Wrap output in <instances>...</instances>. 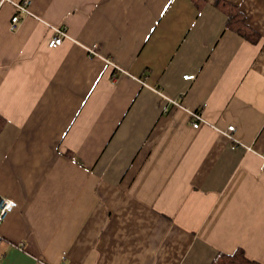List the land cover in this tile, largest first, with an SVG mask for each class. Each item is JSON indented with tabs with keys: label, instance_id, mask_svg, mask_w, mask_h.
Wrapping results in <instances>:
<instances>
[{
	"label": "crops",
	"instance_id": "obj_1",
	"mask_svg": "<svg viewBox=\"0 0 264 264\" xmlns=\"http://www.w3.org/2000/svg\"><path fill=\"white\" fill-rule=\"evenodd\" d=\"M21 1L0 0V264H264V0H30L11 30Z\"/></svg>",
	"mask_w": 264,
	"mask_h": 264
},
{
	"label": "built area",
	"instance_id": "obj_2",
	"mask_svg": "<svg viewBox=\"0 0 264 264\" xmlns=\"http://www.w3.org/2000/svg\"><path fill=\"white\" fill-rule=\"evenodd\" d=\"M2 1H6V0H2ZM29 5H30V0H22L21 2L15 3V8H16L17 13L11 19V23H10L11 30L17 29L18 24L21 21V14L30 13ZM67 37H68V34H67L66 29L64 27L63 28L57 27L54 29V36L48 42V46L50 48H56L60 46L63 40ZM91 52L93 53V50H91ZM194 78H195V75L185 76V79L187 80L194 79ZM174 103H177V102L174 101ZM192 117L194 118L192 126L195 129H198L202 124H204V119H202V116L200 113H193ZM229 131H234V126L229 127ZM16 207H17V203L14 200L8 197H0V223Z\"/></svg>",
	"mask_w": 264,
	"mask_h": 264
},
{
	"label": "trees",
	"instance_id": "obj_3",
	"mask_svg": "<svg viewBox=\"0 0 264 264\" xmlns=\"http://www.w3.org/2000/svg\"><path fill=\"white\" fill-rule=\"evenodd\" d=\"M224 10L228 15L227 26L232 29L243 38L249 40L252 43H256L260 40V35L251 29L247 23L245 17L235 8L226 4H223ZM5 119L0 116V131L5 125ZM218 264H258L256 262L249 261L245 258L244 253L240 251L234 256L226 257L224 262L220 261Z\"/></svg>",
	"mask_w": 264,
	"mask_h": 264
},
{
	"label": "snow or ice",
	"instance_id": "obj_4",
	"mask_svg": "<svg viewBox=\"0 0 264 264\" xmlns=\"http://www.w3.org/2000/svg\"><path fill=\"white\" fill-rule=\"evenodd\" d=\"M11 206V205H10Z\"/></svg>",
	"mask_w": 264,
	"mask_h": 264
}]
</instances>
